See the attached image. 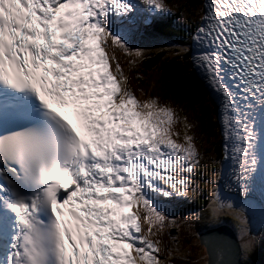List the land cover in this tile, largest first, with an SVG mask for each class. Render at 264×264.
Returning <instances> with one entry per match:
<instances>
[{"label": "snow or ice", "instance_id": "6c2138e0", "mask_svg": "<svg viewBox=\"0 0 264 264\" xmlns=\"http://www.w3.org/2000/svg\"><path fill=\"white\" fill-rule=\"evenodd\" d=\"M197 14L169 54L218 105L222 155L203 218L230 212L242 241L204 240L206 264H254L264 226V0H203ZM172 15L165 0H0V264H134L129 250L160 264L139 211L125 209L142 207L149 233L162 227L195 192L199 156L187 134L184 145L171 138V108L141 105L119 64L112 73L106 48L142 61L152 49L138 44L161 39Z\"/></svg>", "mask_w": 264, "mask_h": 264}, {"label": "rangeland", "instance_id": "374dc122", "mask_svg": "<svg viewBox=\"0 0 264 264\" xmlns=\"http://www.w3.org/2000/svg\"><path fill=\"white\" fill-rule=\"evenodd\" d=\"M165 3L167 4L168 2L165 0ZM168 5L173 13V15L170 16L171 22L175 27L182 29L183 33L185 30L190 31V28L194 27L197 22H199V15L197 14L199 8L190 9L188 12L189 18H185L184 16L181 17V10L178 4ZM184 15H186V13ZM145 43L148 46H146ZM151 43L147 41H141L138 46L151 48L157 44ZM108 46L109 50L107 51L109 54H113L114 57L116 56L117 58H115L118 61L122 60L120 61L121 65H119L123 75L127 78V87L130 89L137 101L140 99L144 100V102L141 101V105H143L145 102L155 100L159 105L169 107L173 110V113L175 114V122L170 127V135L174 142L178 145H184L185 134L192 138V143L199 156L200 166L198 167L199 174L196 180L193 182L195 192H192L190 189L189 196H192V194L195 193L197 198L209 197V189L211 186L208 185L206 181L213 178L212 172L218 168V162L217 155L213 152L215 149L213 142L210 139H207L204 135H200L197 127V117L200 107L196 106L195 104L199 103L198 98L201 99L203 105L208 107V101H205L207 98L205 97L202 89L199 87L200 89L196 91L191 90V96L194 103L191 107L184 99H182L180 94L169 95L167 93L163 94L161 91H159L157 84L159 74L156 71L149 73L147 78L143 79L141 82V78L138 75V70L135 68V64L138 61L135 63H130V61L133 59L132 57L128 56V58H126L123 53H120V49L118 47L112 46L110 42ZM121 52L123 51L121 50ZM110 56L112 57V55ZM118 58H120V60ZM114 63L118 64L116 62ZM175 112H177V117ZM180 121L182 123H180ZM185 124L187 127H185ZM130 209L134 211L132 213H137V211H139L140 218L138 222L141 227L140 234L145 235L147 239L152 240L153 243L156 244V247L159 250L156 255L159 257L160 264H206L207 255L205 253V249L199 245L197 236L192 230V218L190 216L192 214L170 208L168 210L170 213L169 219L164 222L162 227L158 225L153 228L152 226L151 233H149V224L143 219L144 209L138 204H133ZM226 212L228 211H225L221 214H225ZM219 218L220 217H218L217 220H219ZM170 221H174V223H170ZM167 226L175 229V240L177 241L178 246H181L179 251L176 253H173L174 244L171 243L170 238L167 236ZM133 253L135 252L133 251ZM142 263L143 262L139 258L136 262H134V264Z\"/></svg>", "mask_w": 264, "mask_h": 264}, {"label": "trees", "instance_id": "16d2710c", "mask_svg": "<svg viewBox=\"0 0 264 264\" xmlns=\"http://www.w3.org/2000/svg\"><path fill=\"white\" fill-rule=\"evenodd\" d=\"M166 2H168L167 4H178L180 10L184 12H189L190 9L199 8L202 4V0H166ZM167 22L168 24L162 23V25L159 26L161 39L166 40L167 45L163 46L156 44L154 47H151L150 49H152V51L148 53V57L142 61L141 65H139L138 72L143 75V78H147L149 73L156 71L159 74L157 80L159 91L163 94L167 93L169 95L180 94L182 99L192 107L194 103L191 96V90L196 91L201 88L206 98L208 97V93L203 88L200 81L195 78L192 72H190L191 66L183 62L179 57H174L169 54L170 46L179 43L178 37L184 35V33L175 29L170 21ZM205 101H208V99ZM198 102L199 103H196L195 105L200 107L197 117L199 134L204 135L207 139H210L213 142L215 146L214 151H216L215 154L219 155L220 135L218 123L215 118V113L217 112L215 110L216 105L213 104V106H208L210 109L209 111L208 107L203 105L200 98H198ZM204 205L205 201L202 200L200 205L197 206L203 208ZM188 206L196 207L192 204H189ZM204 213L203 216H201L202 218L195 223V229L197 231L210 225L208 219L203 218ZM252 259L254 264H261L260 262L262 260L258 250H255Z\"/></svg>", "mask_w": 264, "mask_h": 264}, {"label": "water", "instance_id": "95a60500", "mask_svg": "<svg viewBox=\"0 0 264 264\" xmlns=\"http://www.w3.org/2000/svg\"><path fill=\"white\" fill-rule=\"evenodd\" d=\"M213 236L222 237L225 240L230 241L237 248H239V245H238V243L236 241V238H235V235L233 234V231L230 228L226 227V226H220V227H216V228H213L211 230H208L204 234H201L200 237H199L200 243L205 246L207 254H208V248H207V245L203 241L207 240V239H209L210 237H213ZM210 259H211V257L208 254V260H210Z\"/></svg>", "mask_w": 264, "mask_h": 264}, {"label": "bare ground", "instance_id": "6f19581e", "mask_svg": "<svg viewBox=\"0 0 264 264\" xmlns=\"http://www.w3.org/2000/svg\"><path fill=\"white\" fill-rule=\"evenodd\" d=\"M107 50H109V46L106 48V52H107V54H108V58H109V65H110V69H111V71H112V73L114 74V75H116V76H118V72H117V70H116V65L117 64H115L114 62H116V63H118V64H120L121 65V63H120V61H122V60H120V58H118L120 61H118L114 56H113V54H109V52L107 51ZM115 50V49H114ZM112 53V52H111ZM110 55H112V57L110 56ZM117 55V54H116ZM113 57H114V59H113ZM115 65V66H114ZM119 65V66H120ZM216 105V104H215ZM129 211H133L132 209H130ZM255 235V234H254ZM240 240V243L242 242L241 241V239H239ZM129 252H130V254H131V256H132V259H133V261H137V259H138V257L136 256V254L135 253H131V250H129Z\"/></svg>", "mask_w": 264, "mask_h": 264}]
</instances>
